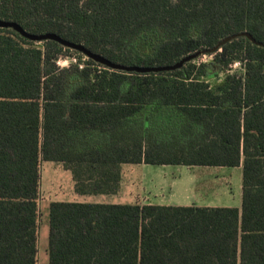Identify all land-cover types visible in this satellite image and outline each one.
<instances>
[{
  "label": "trees",
  "instance_id": "obj_1",
  "mask_svg": "<svg viewBox=\"0 0 264 264\" xmlns=\"http://www.w3.org/2000/svg\"><path fill=\"white\" fill-rule=\"evenodd\" d=\"M0 19L127 66L264 44V0H0ZM207 55L127 73L0 28V264H38L42 161L81 195L117 194L125 164L242 167L241 208L51 203L49 264H264V46Z\"/></svg>",
  "mask_w": 264,
  "mask_h": 264
},
{
  "label": "rangeland",
  "instance_id": "obj_2",
  "mask_svg": "<svg viewBox=\"0 0 264 264\" xmlns=\"http://www.w3.org/2000/svg\"><path fill=\"white\" fill-rule=\"evenodd\" d=\"M77 60L78 56L74 53H64L59 58L58 64L61 67H67ZM211 60L212 56L202 55L196 59V62ZM237 68L233 66V69ZM122 172L123 181L116 195H97L84 198L91 202L116 201L122 204L138 203L141 205L241 206V169L125 164ZM40 177V264H47L51 203L83 197L75 191L72 172L60 163L42 161Z\"/></svg>",
  "mask_w": 264,
  "mask_h": 264
},
{
  "label": "water",
  "instance_id": "obj_3",
  "mask_svg": "<svg viewBox=\"0 0 264 264\" xmlns=\"http://www.w3.org/2000/svg\"><path fill=\"white\" fill-rule=\"evenodd\" d=\"M0 28H7V29L12 28L15 31H17L18 33H20L23 37H25V38L33 41V42H44V41H49V40L56 41L59 44H61L62 46H65V47L70 48L72 50H76L78 52H81L86 57L94 60L95 62H97V63H99V64H101V65H103L109 69L117 70V71H124L127 73H138V74L161 73V72L175 71V70L181 69L185 64H187L193 60H196L198 57H200L202 55L214 54L217 51H221V48L225 44H227V43H229V42H231L237 38H240V37H247L254 44L264 46V44L257 42L250 33L241 32V33L234 34V35H231V36L224 38L215 47H213L211 49H205V50L190 54V55L184 57L179 62H177L173 65L155 66V67L127 66V65L114 63V62L106 59L105 57H103L99 54H95V53L91 52L83 44H76V43L70 42V41L65 40L64 38H62L59 35L54 34V33L32 34V33L27 32L26 30H24L22 28V26H20L18 23L13 22V21L3 20V19H0Z\"/></svg>",
  "mask_w": 264,
  "mask_h": 264
},
{
  "label": "crops",
  "instance_id": "obj_4",
  "mask_svg": "<svg viewBox=\"0 0 264 264\" xmlns=\"http://www.w3.org/2000/svg\"><path fill=\"white\" fill-rule=\"evenodd\" d=\"M140 165H142V164H140ZM144 165H147V164H144ZM163 166H165V165H163ZM166 166H168V165H166ZM189 168H193V167H189ZM195 168H221V169H225V170L227 169L226 167H202V166H198V167H195ZM235 169H241L242 170V167L241 166L240 167H236ZM122 181H123V179H122ZM79 195H81V194H79ZM81 196L83 198H78V199L68 200V201H61V202L122 204V203H119V202H116V201H113V202H105V201H100V202L99 201H95V202H91L88 199L84 198V197H88V196H97V195H81ZM99 196H102V195H99ZM104 196H108V195H104ZM39 204H40V200H39ZM155 205H158V204H155ZM241 205H242V202H241ZM187 206H191V205H187ZM209 207H231V206H213V205H209ZM237 208H241V206H239ZM39 209H40V207H39ZM39 228H40V213H39ZM39 243H40V241H39V229H38V254H37V256H38V264H40V249H39L40 245H39ZM47 258H48L47 264H49V251L48 250H47Z\"/></svg>",
  "mask_w": 264,
  "mask_h": 264
},
{
  "label": "built area",
  "instance_id": "obj_5",
  "mask_svg": "<svg viewBox=\"0 0 264 264\" xmlns=\"http://www.w3.org/2000/svg\"><path fill=\"white\" fill-rule=\"evenodd\" d=\"M234 66H235V67H238V66H239V63H236Z\"/></svg>",
  "mask_w": 264,
  "mask_h": 264
}]
</instances>
